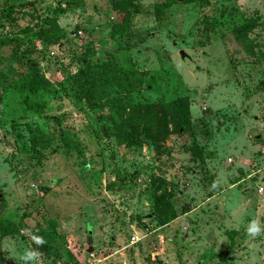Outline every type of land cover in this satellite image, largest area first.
<instances>
[{"label": "rangeland", "instance_id": "obj_1", "mask_svg": "<svg viewBox=\"0 0 264 264\" xmlns=\"http://www.w3.org/2000/svg\"><path fill=\"white\" fill-rule=\"evenodd\" d=\"M116 1L0 0V37L23 40L0 47V216L19 225L0 235V264H24L26 250L39 264H264V234L246 232L252 220L264 229V0H178L158 19L164 0H132L127 13ZM45 19L68 34L62 45L36 38ZM246 19L257 21L247 45L234 33ZM87 51L141 74L137 103L188 96L191 129L118 146L69 92ZM29 61L50 83L29 99L37 111L16 89ZM62 130L81 152L62 153ZM159 195L169 224L154 215Z\"/></svg>", "mask_w": 264, "mask_h": 264}, {"label": "trees", "instance_id": "obj_2", "mask_svg": "<svg viewBox=\"0 0 264 264\" xmlns=\"http://www.w3.org/2000/svg\"><path fill=\"white\" fill-rule=\"evenodd\" d=\"M178 0H164L157 4L154 10L156 19L160 18L165 10L175 4ZM185 2H204L206 0H184ZM132 0H118L115 8L120 7L127 13L128 5ZM62 11V10H61ZM9 16V13L7 14ZM257 26L256 19H246L241 24L234 26L235 38L249 44L248 34ZM27 28L25 32L31 31ZM124 29H116L117 32ZM36 38L45 46L62 45L68 39V34L58 25L56 20L45 19L44 25L39 27ZM21 38L0 37V47L6 44L20 45ZM31 52V51H30ZM29 52V53H30ZM17 53H11V57L16 58ZM90 51H87L79 58L81 67L68 76L70 83L69 92L78 103L84 102L89 110L99 114V118L110 122L109 132L114 136L118 146L131 148L136 140L147 141L154 144L155 139L146 138L144 132L157 129L159 127L173 128L176 132H185L191 129V116L189 111L190 98L188 96L172 100L158 105L140 104L135 102L132 94L141 81V74L134 69L125 68L108 60L93 62L89 59ZM31 75L26 80L16 86L22 95V100L26 108L37 111L35 102L29 99L37 96L50 86L49 81L42 74L39 65L34 61H29ZM102 115V116H101ZM56 125L59 120L52 118ZM264 122V117H263ZM61 149L64 155H69L72 151L81 152V148L75 140L73 134L62 130L59 134ZM3 205V203H2ZM154 215L160 225L169 224L176 219L177 215L171 202L165 195L156 196L154 204ZM54 235V226L50 224ZM19 229V225L0 216V235L8 236L13 231ZM39 229L33 230L35 235L39 234ZM45 251V250H44ZM225 258V255L222 256Z\"/></svg>", "mask_w": 264, "mask_h": 264}, {"label": "clouds", "instance_id": "obj_3", "mask_svg": "<svg viewBox=\"0 0 264 264\" xmlns=\"http://www.w3.org/2000/svg\"><path fill=\"white\" fill-rule=\"evenodd\" d=\"M246 232L249 237L255 239L256 237H259L262 234H264V229H262L258 220H252L249 223L246 229ZM31 239L37 245H40V246H43L45 243L43 237H40L38 235H32ZM40 257H41V253L34 251V250H26L21 258L24 261V264H39Z\"/></svg>", "mask_w": 264, "mask_h": 264}, {"label": "water", "instance_id": "obj_4", "mask_svg": "<svg viewBox=\"0 0 264 264\" xmlns=\"http://www.w3.org/2000/svg\"><path fill=\"white\" fill-rule=\"evenodd\" d=\"M180 55H181V57H185V53L183 51H180ZM88 232H89V236L87 237V244H88L89 247H88L87 252L89 253L92 250V247H91L92 239H91V236H90L91 231H88Z\"/></svg>", "mask_w": 264, "mask_h": 264}, {"label": "built area", "instance_id": "obj_5", "mask_svg": "<svg viewBox=\"0 0 264 264\" xmlns=\"http://www.w3.org/2000/svg\"><path fill=\"white\" fill-rule=\"evenodd\" d=\"M56 48L58 49V47H56ZM54 54H55V53H54L53 51L50 52V55H51V56L54 55ZM259 192H260V193L264 192V189H263V188H260V189H259Z\"/></svg>", "mask_w": 264, "mask_h": 264}, {"label": "crops", "instance_id": "obj_6", "mask_svg": "<svg viewBox=\"0 0 264 264\" xmlns=\"http://www.w3.org/2000/svg\"><path fill=\"white\" fill-rule=\"evenodd\" d=\"M44 76H46V77H47V74H45Z\"/></svg>", "mask_w": 264, "mask_h": 264}]
</instances>
